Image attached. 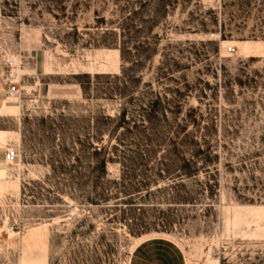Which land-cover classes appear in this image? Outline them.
I'll list each match as a JSON object with an SVG mask.
<instances>
[{"label":"rangeland","instance_id":"374dc122","mask_svg":"<svg viewBox=\"0 0 264 264\" xmlns=\"http://www.w3.org/2000/svg\"><path fill=\"white\" fill-rule=\"evenodd\" d=\"M0 89V264H264V0H0Z\"/></svg>","mask_w":264,"mask_h":264},{"label":"crops","instance_id":"0c3cea01","mask_svg":"<svg viewBox=\"0 0 264 264\" xmlns=\"http://www.w3.org/2000/svg\"><path fill=\"white\" fill-rule=\"evenodd\" d=\"M0 89V102H1ZM0 116H5L0 114ZM4 132H0V145L5 141ZM4 157L0 153V158ZM130 261L132 264H186L180 248H176L161 239H146L139 243L132 251Z\"/></svg>","mask_w":264,"mask_h":264},{"label":"built area","instance_id":"2783aa9c","mask_svg":"<svg viewBox=\"0 0 264 264\" xmlns=\"http://www.w3.org/2000/svg\"><path fill=\"white\" fill-rule=\"evenodd\" d=\"M12 81H9L8 80V88L6 90V93L9 94V95H13L15 94L18 90L15 88L14 85H12L11 83ZM17 157V152L11 148H6L5 151H4V160L8 163H12L14 162V160L16 159Z\"/></svg>","mask_w":264,"mask_h":264},{"label":"bare ground","instance_id":"6f19581e","mask_svg":"<svg viewBox=\"0 0 264 264\" xmlns=\"http://www.w3.org/2000/svg\"><path fill=\"white\" fill-rule=\"evenodd\" d=\"M3 159H4V157H3ZM5 161V160H4ZM6 162V161H5ZM8 163V162H7ZM13 163V162H12Z\"/></svg>","mask_w":264,"mask_h":264}]
</instances>
